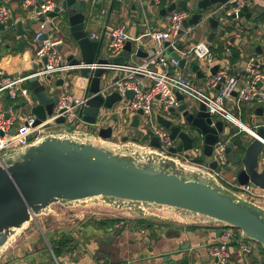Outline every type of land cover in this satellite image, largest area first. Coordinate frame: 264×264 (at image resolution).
I'll return each instance as SVG.
<instances>
[{
  "label": "water",
  "instance_id": "95a60500",
  "mask_svg": "<svg viewBox=\"0 0 264 264\" xmlns=\"http://www.w3.org/2000/svg\"><path fill=\"white\" fill-rule=\"evenodd\" d=\"M102 2L103 0H94V6L101 8ZM227 4L234 5L235 1L193 0L197 10L190 19L185 20L184 26L208 21L211 30L207 38L213 41L220 19L215 15H207L216 6ZM86 5L87 0H57L55 9L48 13L53 19L51 25L55 31L66 24L69 26L71 39L67 44L70 50L67 60L72 64H91L100 55L99 41L92 40L86 30ZM178 6L187 9L188 0H182L179 4L173 2L167 8H162L160 13L166 15ZM239 15L253 20L260 18L262 13L254 16L246 3ZM16 25L17 34L21 35L23 21L18 20ZM4 27L0 23V29ZM220 33L224 36L226 30L221 28ZM23 34L26 32L23 31ZM197 41L198 39L193 38L187 44ZM62 46L59 47L61 50ZM131 50L128 42L126 51L120 56L112 59L99 58L98 62L126 64ZM255 51L263 53L264 44L257 45ZM173 56L179 58L175 52ZM46 61L44 57L42 62L35 64L29 73L33 75L28 79L34 101L31 105L32 112L38 116L37 123L52 113L57 100V95L50 94L41 79L34 75ZM181 65L184 67L185 60H181ZM198 68V65H193L195 71ZM218 69L219 65H215L211 72L216 73ZM78 72L83 81L91 75V70L87 67ZM106 72L108 70L105 68H98L86 90L88 99L83 109V120L86 123L97 125L103 118H108L107 114L124 100L118 91L106 94L100 92L102 76ZM61 84L62 79H58L56 85ZM126 95L130 99L134 92L128 90ZM178 97L183 99L181 94ZM179 111L182 112L188 130L174 124L171 119L157 116L158 123L170 130L171 138L179 141L177 147H172L170 151H189L199 139L203 143L204 154L210 157L214 144L225 132V122L215 119L204 104L194 111H188L186 104L182 102ZM123 112L127 113V108ZM137 113L143 115L144 112L140 109ZM57 121L63 122L64 118ZM113 122L112 125L99 128L98 134L104 141L102 143L89 134L74 133L71 127L67 133H48L39 141L12 151L0 160V256L19 229L25 228L37 216L49 212L53 204H83L90 200L108 203L146 217H160L153 209L169 207L183 210L220 222L224 227L237 228L246 238L264 246V207L239 196L202 168L186 167L187 165L184 166L173 158L155 151L150 152L136 143L117 145L106 141L113 136L120 119L114 117ZM140 124V118L133 119V127ZM234 130L238 131V128L234 127ZM150 132L148 127L147 133ZM259 133L264 134L263 127L259 128ZM127 139L128 137H124V141ZM150 144L159 147L158 137L152 136ZM237 145L236 151L239 152L240 146L243 153L236 154L225 169L216 160L210 161L209 167L218 172H228L233 184L245 185L251 182L264 189V168L260 166L262 142L253 139L244 144L239 140ZM232 151V146L228 145L226 153L230 154ZM26 222L28 223L23 226Z\"/></svg>",
  "mask_w": 264,
  "mask_h": 264
},
{
  "label": "built area",
  "instance_id": "2783aa9c",
  "mask_svg": "<svg viewBox=\"0 0 264 264\" xmlns=\"http://www.w3.org/2000/svg\"><path fill=\"white\" fill-rule=\"evenodd\" d=\"M139 1L142 3L145 0ZM148 1L162 6L163 4H169L171 0ZM234 1V5L216 6L209 12L207 17L213 16L219 10H222L224 14L219 18L221 27L224 29L227 26L232 27L234 36L241 42L248 38V26L244 24V17H241L239 13L248 1ZM22 7L24 9L32 7L28 18L35 20L38 26L33 39L34 43L37 44L36 54L41 62L44 57L47 59L46 63H43L34 75H37L42 83H44V78L48 79L49 77L48 80L55 78V82L62 79V84H55L50 90L47 88L50 94L57 95V100L52 113L37 123V115L32 112L21 113L20 109L14 104L20 97L24 98L25 105L28 104L27 102L33 103L32 90L24 85L33 74L17 77L0 76V95L6 93L11 101L6 105L0 102V160L12 151L39 141L48 133L57 131L67 133L71 127H73L74 133L89 134L93 137V131L88 133V130L80 127L82 122L86 123L83 120V109L88 98H80L73 90L76 74L73 75L72 71L87 67L91 70V75L86 79L88 84L86 89H88L95 71L98 68H105L113 74L107 84L101 85L100 92L106 94L118 91L124 99H127L126 108L130 114H135L142 109L143 115L149 118L146 124L142 126L146 129L150 128L149 140L152 136H157L160 146L155 147L150 143L141 145L148 151H155L185 165L202 168L221 181L222 172L211 169L209 165L202 166L197 163L196 160L204 154L203 145L195 144L189 151L171 152L170 149L177 147L179 141L172 139L170 130L159 124L157 119V116L161 115L172 120L171 116L175 112L182 114L179 111L182 102L186 104V110L188 111H194L201 104H204L215 119H221L237 126L238 132L236 134L245 131L251 137L250 142L253 139H259L262 142L263 148L260 154V166L262 167L261 163L264 162V134L259 133V128H264V120L253 127L248 126L235 116L228 106V100L236 92L235 96L240 101L262 102L264 105V65L259 60L251 58L245 62L241 73H233L230 65L225 64L219 66L216 73H208L203 79L204 87L193 82L191 79L192 74L184 71L186 63L195 58L203 59L207 62V69L210 70L215 63L216 54L212 42L209 40L207 42L198 39L196 43L187 44V41L193 39L188 38V36L194 30V25L184 26L185 20L192 17V13L188 9H175L169 12L166 15L165 27H155L148 30L145 36L153 50L149 58L141 64L99 63V58H105L100 55L91 64L83 62L72 64L59 48L62 40L51 25L53 19L48 16V13L55 9L56 1L23 0ZM17 21L18 19H16L12 9L6 4H0V23L6 28H10L17 24ZM259 29L264 33V19H262ZM90 38L104 43L102 54H108L110 57H106V59H112L122 53L125 43L130 39V34L123 23H108L105 25L103 35L93 34ZM183 38H186L187 41L183 42ZM172 52L178 54L179 58L174 57ZM228 54L231 55L230 50H228ZM182 59L185 60L184 67L181 65ZM105 75H107V72L102 78ZM56 88H60V91H55ZM128 90L134 92V96L130 99L126 95ZM178 94L183 96L182 100L179 99ZM61 117L64 118V121L58 122L57 120ZM101 125L100 122L96 125L97 133L99 128L102 127ZM228 145L236 150L238 148L232 136L226 137V139L220 137L214 144L213 153L210 156V161L216 160L222 169L229 165L226 153ZM230 184L233 191L239 196L245 197V199L264 198V189L251 182L245 185ZM101 203L108 205L104 202ZM70 205L75 206L77 204ZM108 206L117 210H126L112 205ZM222 233L221 240L210 242L206 246L212 264H229L232 257L231 244H235L244 256L253 253L255 241L246 238L239 229L225 227ZM258 264H264V260Z\"/></svg>",
  "mask_w": 264,
  "mask_h": 264
},
{
  "label": "crops",
  "instance_id": "0c3cea01",
  "mask_svg": "<svg viewBox=\"0 0 264 264\" xmlns=\"http://www.w3.org/2000/svg\"><path fill=\"white\" fill-rule=\"evenodd\" d=\"M22 1L0 0V4H6L12 9L16 19L23 21L21 35L17 34L16 24L10 28L4 27L0 29V76L17 77L28 75L34 65L41 62L36 54L37 44L33 40L38 26L36 22H33V19L28 18L32 9H24ZM55 1L57 2V0ZM180 1L182 0H171L169 4H163L160 6L159 13L162 8H167L173 2L179 4ZM192 1L188 0V5H192ZM247 1L254 16L264 12V0ZM153 4L152 1L148 0L142 3L139 0H103L102 7L96 8L94 0H87L85 7L86 30L89 36L93 34L101 36L104 33L106 24L123 23L130 34V39L125 43L122 53L126 51L127 43L129 42L132 50L127 59L128 63L131 64V61H129L131 59L133 64H141L149 58L153 50V47L148 44L145 34L149 29H154L155 26L151 24L147 17L144 25L137 18L136 11L141 7L145 12V7ZM177 9L185 8L178 6ZM100 15L107 16L108 19L102 20ZM160 15L163 20L159 18L158 27L161 28L165 27L166 15L161 13ZM243 19L245 21H262L261 18L252 20L244 17ZM221 28V25H219L216 37L211 41L216 54L213 67L215 65L229 64L231 72L241 73L247 60L255 58L261 62L258 58L261 55L264 56V52L259 54L255 51L256 56H252L246 51L250 45L255 47L259 45H255V43L264 35L259 29V25L248 22V38L241 42L234 36L232 27H225L226 33L224 36L220 33ZM56 30V34L62 40V51L66 53L65 57L67 58L70 52L67 44L71 39L69 26L66 24L64 27L56 28ZM23 31L26 34H23ZM224 38L225 41H220ZM134 41L139 43L143 41L144 43L138 48H134ZM99 43L100 56L106 58L105 54H102L104 43L101 41ZM235 49L239 51L240 58L237 62H232V50ZM228 50L231 51V55L228 54ZM139 51L141 52L139 53ZM194 64L199 66L197 71L193 69ZM211 69L202 68L197 58H195L186 63L184 71L190 72L192 81L198 84L211 72ZM74 72L72 74H76V79L74 80L73 90L74 92L76 91V95L80 96V98L86 97L87 81L80 79L78 71ZM109 73L111 71L107 72V74ZM24 85L30 88L28 82ZM55 91L59 92L60 88H56ZM31 98L34 103L33 95ZM0 102L6 105L11 101L6 93H2ZM27 103L25 105L23 97L18 98L14 102L21 113H25V108L29 105L30 112H32L31 105L33 103ZM228 106L236 117L244 116L250 112L252 119H256L257 123L264 120V105L262 102L240 101L234 95L228 100ZM124 108H126V104L118 103L115 109L107 114L108 118H103V120L99 121L102 124L101 126L114 124V117H118L122 121L120 131L114 132L113 136L106 141L111 143L132 142L140 145L149 144V134L147 129L142 126V123L138 127L132 126L133 119L136 117L140 118L142 115L138 113L130 114L128 111L124 113ZM261 108L262 110H260ZM224 122L226 129L221 138L232 136L233 140L238 143L241 138L239 134H236L238 131L234 130V127L237 126L227 121ZM229 124H232V126ZM89 131H93L95 139H102L96 129H90L87 132L89 133ZM124 137H128L127 141H124ZM239 148L240 150L243 149L240 146ZM196 161L200 165L206 166L210 163V157L202 154ZM261 164L264 168V162ZM228 180L231 183L233 182L231 175ZM124 211L127 214L131 213L127 209ZM166 212L167 215L160 217H146L134 214L131 217L108 218L116 219L109 223L103 222L108 220L106 218L92 220L79 218L76 221L73 217L62 218L61 220L58 215H52L53 218L50 217V219L55 221L53 224H47L43 220L45 215L48 216L46 213L39 216L41 221L38 222L36 219L38 231L27 232L24 238H19L14 240L13 243H9L11 247L9 246L0 256V264H212V259L207 252L206 246L210 242L221 240L225 227L219 223H212L209 219H200L199 215L183 210H168ZM254 245L253 253L249 256H244L235 244H231L232 257L229 264H258L263 261L264 246L258 245L256 242Z\"/></svg>",
  "mask_w": 264,
  "mask_h": 264
},
{
  "label": "rangeland",
  "instance_id": "374dc122",
  "mask_svg": "<svg viewBox=\"0 0 264 264\" xmlns=\"http://www.w3.org/2000/svg\"><path fill=\"white\" fill-rule=\"evenodd\" d=\"M124 4V3H122ZM197 7L195 5H193V1H192V5L189 4L188 5V11L191 12V13H194L197 9ZM159 10H160V6L159 5H156V4H153V5H150L149 7H145V12L143 11V9L140 7L138 9V11H136V15H137V18L142 22L144 23L145 25V22H146V17L149 18V20L151 21V24L155 27H158V20L159 18L162 19L160 13H159ZM257 10H260V9H257ZM99 14V13H98ZM146 14V16H145ZM223 11L222 10H219L215 16L219 19L222 15H223ZM259 14V13H258ZM99 16V15H98ZM97 16V18H98ZM102 20H107L108 17L107 16H102ZM258 19V18H257ZM255 19V20H257ZM94 20V19H92ZM163 20V19H162ZM97 21H99V19H97ZM91 22V21H90ZM113 22V21H112ZM243 22L246 26H248V22H251V23H254V25H260L261 24V20H257V21H245V19H243ZM111 24H114V23H111ZM161 25V24H160ZM211 28H210V23L208 21H201L199 24L197 25H194V30H193V33H191L188 38H196V39H199V40H203V41H208V34L210 32ZM219 37V36H218ZM219 39V38H218ZM183 42H186L187 39L186 38H183L182 40ZM220 41H225V38L224 39H221ZM219 41V42H220ZM144 42H138V41H134L133 42V45H134V48H138L140 45H142ZM264 43V36L258 40L255 45L257 44H263ZM249 48L246 49V51L251 54L252 56H256V53H255V46L253 45H250L248 46ZM67 49V48H66ZM65 49V51H66ZM104 49H105V46H104ZM64 55H66V53L64 51H62ZM106 57H110L108 54H105ZM258 59L261 60V62L264 64V56L261 55ZM129 61H131V64H133L132 60L130 59ZM198 63L202 66V68L204 67L206 69V64L207 62L203 59H197ZM72 73H75L74 71ZM113 72L107 74L104 76L103 78V83L104 84H107L112 76ZM43 82L47 85V88L48 90H50L53 86H55V78L52 79V80H48V79H43ZM201 87H204V81L202 80V82L198 83ZM127 99H124L122 101V104H127ZM30 112V105L27 106L25 108V114L29 113ZM251 113L248 112V114L244 115V116H237L239 119H241L245 124H247L248 126L250 127H253L258 121L256 119H252L251 117ZM141 118V123L142 125L143 124H146V122L149 120V118L145 115H142L140 116ZM172 120H173V123L174 124H177V125H180L181 127H183L184 129H187L188 130V125L186 124V122L184 121V117L182 116V114H180L179 112H175L172 116H171ZM122 125V121L120 120V123L118 125H116V132H118V130L120 129ZM150 125V124H149ZM232 126V124H229ZM82 129H86V130H90V129H96V125L94 124H89V123H84L82 122L81 123V126H80ZM239 136L241 138V140H243L244 144L246 143H249L250 140H251V137L250 135L245 132V131H240L239 133ZM223 139H226V137H222ZM114 144H117V145H122V143H114ZM197 145L199 146H202L203 143L197 139V142H196ZM244 147V150H245V146ZM240 153H243V149H241V151L239 150ZM238 154V151H236V149H233V151L230 153V154H227L228 156V160L229 162L231 160L234 159L235 155ZM225 169V168H224ZM221 183L223 185H225L227 188H230L231 190H233L231 188V182L228 180L230 179V175L228 172L226 171H222V174H221ZM245 198V197H244ZM247 200L261 206V207H264V198H261V197H255L253 199H248L246 198ZM168 210H173V211H178L177 209H173V208H169V207H165L163 209H153V211L158 214L159 216H164V215H167V212ZM125 211H122V210H117V209H114L113 207L111 206H108V205H105L103 203H101L100 201H97V200H90L86 203H83V204H77L75 206H72V205H61V204H53L51 206V209L49 212H47V215L46 216L45 214L46 213H43L41 215H45L44 216V221L47 223V224H53L55 221H53L52 219H50V217L53 218L52 215H58L61 220L62 218H67L68 217H73L75 218V220L77 221L79 218L80 219H108V218H121V217H131V215H134L132 213L130 214H127V213H124ZM49 213V214H48ZM39 215V216H41ZM39 216L36 217L37 221H41ZM48 217V218H46ZM200 219H209L205 216H200ZM36 219L30 221L27 226L23 229H19L15 235L12 237L11 239V243L14 242V240L16 239H19V238H24L26 233L27 232H36L38 231V225L36 223ZM49 219V220H47ZM212 223H220V222H216L214 220H211ZM10 244L7 245V247L5 248V250L10 246ZM11 247V246H10ZM4 250V251H5Z\"/></svg>",
  "mask_w": 264,
  "mask_h": 264
},
{
  "label": "trees",
  "instance_id": "16d2710c",
  "mask_svg": "<svg viewBox=\"0 0 264 264\" xmlns=\"http://www.w3.org/2000/svg\"><path fill=\"white\" fill-rule=\"evenodd\" d=\"M260 18L261 19H264V12L262 13V15L260 16ZM21 46H23V45H21ZM20 46V47H21ZM19 47V48H20ZM19 50V49H18ZM239 58H240V53H239V51L238 50H232V57H231V60H232V62H237L238 60H239ZM199 161V160H198ZM116 219H108V220H106V221H103L104 223H109V222H113V221H115ZM258 245H261V244H259V243H257Z\"/></svg>",
  "mask_w": 264,
  "mask_h": 264
},
{
  "label": "bare ground",
  "instance_id": "6f19581e",
  "mask_svg": "<svg viewBox=\"0 0 264 264\" xmlns=\"http://www.w3.org/2000/svg\"><path fill=\"white\" fill-rule=\"evenodd\" d=\"M5 61H6V60H5ZM99 142L102 143V142H104V141L100 139ZM182 165L186 166L185 164H182ZM188 166H189V165H187L186 167H188ZM107 204H108V203H107ZM108 205H110V204H108ZM27 223H28V222H26L23 226H25Z\"/></svg>",
  "mask_w": 264,
  "mask_h": 264
}]
</instances>
